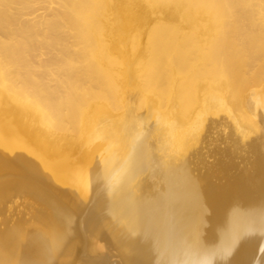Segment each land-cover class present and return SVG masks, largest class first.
<instances>
[{
    "label": "bare ground",
    "instance_id": "bare-ground-1",
    "mask_svg": "<svg viewBox=\"0 0 264 264\" xmlns=\"http://www.w3.org/2000/svg\"><path fill=\"white\" fill-rule=\"evenodd\" d=\"M2 173L0 207L93 204L7 226L0 264H264V0H0Z\"/></svg>",
    "mask_w": 264,
    "mask_h": 264
},
{
    "label": "rangeland",
    "instance_id": "rangeland-1",
    "mask_svg": "<svg viewBox=\"0 0 264 264\" xmlns=\"http://www.w3.org/2000/svg\"><path fill=\"white\" fill-rule=\"evenodd\" d=\"M51 73H49V80L54 79V76ZM54 84L55 82L52 83V85ZM219 145L224 146V144ZM209 157L210 156L208 155L207 162ZM108 159L111 160L112 157H108ZM234 160L237 161L238 159L235 158ZM209 161L213 162L214 156L211 155ZM150 165L152 168L155 167V163H150ZM233 171L236 172L237 169H234ZM212 173L215 175V177H212L213 181H219L220 179L216 176L222 174L230 176L231 178L233 176L231 168L223 162L222 159L216 160L215 165L212 167ZM7 175L8 173L0 174V180L2 181L3 177L5 178ZM236 180H240V178L237 177ZM244 181L245 180L243 179L242 182ZM160 186V178L157 175H153L150 182L143 184L140 190L147 195H153L160 189ZM43 189V192L32 190L25 193H13L5 197L3 205L0 207V233L4 231L7 226H12L18 219L22 220L23 226H26L24 228H27L26 230L29 233H39V230H42L41 232L45 231V221L41 217H38V213L42 211L49 215V217H53L55 215L53 199L65 208H72L75 204L88 206L93 204V197L74 196L71 193L63 192L62 188L54 186L44 187ZM257 189V187L253 188V197L256 199L259 198ZM36 219H40L41 223ZM6 221H9L8 225H5ZM35 229L38 232H36ZM113 257L112 264H123L124 255L120 251H116Z\"/></svg>",
    "mask_w": 264,
    "mask_h": 264
}]
</instances>
